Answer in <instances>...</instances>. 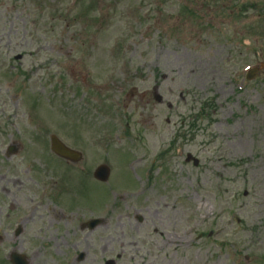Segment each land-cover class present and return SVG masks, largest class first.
Returning a JSON list of instances; mask_svg holds the SVG:
<instances>
[{
    "label": "rangeland",
    "instance_id": "rangeland-1",
    "mask_svg": "<svg viewBox=\"0 0 264 264\" xmlns=\"http://www.w3.org/2000/svg\"><path fill=\"white\" fill-rule=\"evenodd\" d=\"M149 4L157 3L0 0V211L30 223L51 209L73 221L103 217L106 226L86 239L100 245L134 208L146 223L127 249L136 254L120 264H264V78L243 82L249 60L238 76L224 61L217 75L205 62L199 68L194 50L164 40L167 16ZM155 81L163 103L149 96ZM51 134L86 154L84 165L110 167L106 188L86 173L67 176L66 202L87 207L55 209L66 207L51 198L65 169L46 168ZM113 182L123 189L110 192Z\"/></svg>",
    "mask_w": 264,
    "mask_h": 264
},
{
    "label": "flooded vegetation",
    "instance_id": "flooded-vegetation-1",
    "mask_svg": "<svg viewBox=\"0 0 264 264\" xmlns=\"http://www.w3.org/2000/svg\"><path fill=\"white\" fill-rule=\"evenodd\" d=\"M150 3L151 1H146ZM176 5H171L172 3ZM156 5L148 7L161 8L167 19L175 17V21L166 28V32H182L190 35L188 39L198 46H206L215 42V34L225 35V54L232 57V49L241 48L246 55L247 39L255 44L264 42V0H156ZM162 11H158L161 15ZM174 41L183 43L179 37ZM259 55L258 58H262ZM256 60V59H255ZM162 80L166 77L161 76ZM68 165H76L70 164ZM178 214V213H176ZM137 223H133L132 221ZM162 220V217L159 221ZM112 223V228L106 233L105 243L100 245L93 242L87 245L86 239H91L95 230L104 223L90 227L87 221L56 218L52 214L47 220L35 221L34 249L28 256L29 264H120L126 252H132L139 240L135 233L137 225L146 223L134 214H126L125 219ZM84 223V224H83ZM11 220L7 214L0 211V264H13L12 253L23 252V238L11 232ZM85 232L83 238L74 236L73 232ZM53 236L47 238L50 232ZM110 233L111 235H108ZM149 235V230H146ZM156 233V229H152ZM73 241L70 243V241ZM15 243V245H13ZM136 254V252H132ZM104 259H106L104 261Z\"/></svg>",
    "mask_w": 264,
    "mask_h": 264
},
{
    "label": "water",
    "instance_id": "water-1",
    "mask_svg": "<svg viewBox=\"0 0 264 264\" xmlns=\"http://www.w3.org/2000/svg\"><path fill=\"white\" fill-rule=\"evenodd\" d=\"M51 148L58 155H61V156L70 155V152L67 149H65L55 137L51 138ZM108 175H109V170L105 166L99 167L95 172V177L102 181H106L108 178Z\"/></svg>",
    "mask_w": 264,
    "mask_h": 264
}]
</instances>
